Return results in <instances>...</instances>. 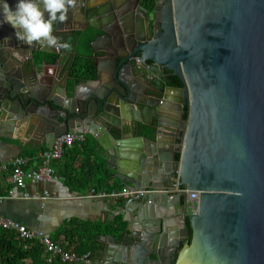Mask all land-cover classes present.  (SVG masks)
<instances>
[{
    "label": "water",
    "instance_id": "95a60500",
    "mask_svg": "<svg viewBox=\"0 0 264 264\" xmlns=\"http://www.w3.org/2000/svg\"><path fill=\"white\" fill-rule=\"evenodd\" d=\"M141 1L76 0L54 33L70 52L29 47L0 24V129L48 149L89 131L110 144L109 177L144 192L118 207L124 230L73 264H264V0H156L152 13ZM87 28L101 31L96 76L68 92L71 41Z\"/></svg>",
    "mask_w": 264,
    "mask_h": 264
},
{
    "label": "crops",
    "instance_id": "0c3cea01",
    "mask_svg": "<svg viewBox=\"0 0 264 264\" xmlns=\"http://www.w3.org/2000/svg\"><path fill=\"white\" fill-rule=\"evenodd\" d=\"M99 33L101 31L87 28L84 36L74 38L72 43L76 42L77 46L71 57L73 55L80 57L90 56L95 63L96 60L93 57L94 53L90 42L95 40L96 34ZM102 45L101 42L98 43V46L101 47ZM44 54L43 52H36L34 53V57L43 60ZM101 54L100 50L95 53V55ZM65 60L66 58H63L62 64ZM106 73V71H102V79H105ZM90 87L95 88L97 84H89L83 87L80 90V94H84ZM169 94L171 98L174 97L172 92H169ZM59 121L63 122L62 119H59ZM74 130V133L81 135L83 140H76L70 149L63 152L60 159L52 162L51 167L59 177L58 179L47 183L26 182V186L20 189L11 181L9 171L0 174V214L3 217L25 225L29 229L41 230L50 237L54 236L67 221L110 225L119 216L123 219V215L118 207L121 208L127 200L88 199L85 195L88 194L90 189H80L82 188V184L79 181L84 179V174H87L86 171L90 168L91 163H94L93 165L95 166L96 163L101 162L106 168L108 186L115 184L123 186L117 179L109 177L114 174L113 170L107 168V160L105 159L108 157L109 161L111 160L108 156L110 144L102 142L101 145H96V138L89 131L85 130L81 133L80 128ZM10 131L13 132L10 133ZM0 135V165L8 164L15 157L21 156L24 151L37 153L36 157L30 159L25 169L35 170L41 165L40 154L44 150H48L43 141L40 144H36L30 135L18 132L17 129L9 125L4 126V128L1 127ZM90 145L92 146L91 158H89L91 163L83 166L82 162H85L86 153ZM70 164H73L76 172L70 176L71 181L68 184L64 178L58 175V172L60 167L62 168V166L67 165L66 168H69ZM44 196L48 198L44 199ZM116 201L119 203L114 204ZM169 213H173L172 208L169 209ZM178 227L180 228L181 225L178 224ZM24 264L29 263L26 262Z\"/></svg>",
    "mask_w": 264,
    "mask_h": 264
},
{
    "label": "trees",
    "instance_id": "16d2710c",
    "mask_svg": "<svg viewBox=\"0 0 264 264\" xmlns=\"http://www.w3.org/2000/svg\"><path fill=\"white\" fill-rule=\"evenodd\" d=\"M156 0H142L141 5L148 12L152 13ZM72 42V41H71ZM72 51V50H71ZM48 63H54L57 59L55 54H44L43 56ZM96 76V68L94 61L90 56L80 57L73 55L70 59V64L67 72V91L71 92L74 87L80 83L92 81ZM168 86L180 87V81L175 77H170L167 82ZM188 118V108L184 107L183 119ZM47 150V149H46ZM44 150V151H46ZM43 151V152H44ZM92 146L90 145L86 153L85 162H82L83 166L91 163ZM36 152H25L20 157H29L33 159L36 157ZM179 158V155H176ZM87 162V163H86ZM94 164V163H93ZM91 163L90 168L84 174L80 189H94L96 191H111L120 189L121 185L115 184L108 186V175L103 163H96L94 166ZM59 168L58 175L66 180V183L70 184V176L75 174L76 168L73 164H70ZM94 167V169H93ZM74 171V173H72ZM183 188V187H182ZM181 202H184V197L181 198ZM126 223L122 217L119 216L110 225L93 224L90 222L81 221H67L57 231V233L51 237V239L63 247L67 252L75 253L78 256L85 254H91L93 249V241L96 240L99 234H113L118 235L124 230ZM63 237V238H60ZM189 236L188 241L190 242ZM46 264L44 248L36 242H24L13 231L4 230L0 228V264ZM54 264H57L55 262Z\"/></svg>",
    "mask_w": 264,
    "mask_h": 264
},
{
    "label": "built area",
    "instance_id": "2783aa9c",
    "mask_svg": "<svg viewBox=\"0 0 264 264\" xmlns=\"http://www.w3.org/2000/svg\"><path fill=\"white\" fill-rule=\"evenodd\" d=\"M137 65L145 72L149 71V64H144L139 58H136ZM82 141L81 135L76 133H69L58 136L54 142L52 148L42 152L40 154L41 165L37 169H25L28 166L30 158L28 157H15L8 164L0 165V174L2 172H10V179L17 188L23 189L26 186V182L31 183H47L59 177L55 174L51 167L52 162L61 158L63 152L70 149L74 142ZM177 182V180H175ZM175 192L184 195V188L175 185ZM144 192L136 191L132 188L124 186L117 190L111 191H96L90 189L88 194L85 195L88 199L104 200V199H123L128 200L138 194ZM47 199V196L43 197ZM0 228L4 230L13 231L24 242H36L44 248L45 262L46 264H72L76 261L83 260L88 261L90 255L85 254L78 256L75 253L67 252L58 243L54 242L50 236L41 230H32L27 228L16 221L5 218L0 214Z\"/></svg>",
    "mask_w": 264,
    "mask_h": 264
},
{
    "label": "clouds",
    "instance_id": "9594fccd",
    "mask_svg": "<svg viewBox=\"0 0 264 264\" xmlns=\"http://www.w3.org/2000/svg\"><path fill=\"white\" fill-rule=\"evenodd\" d=\"M75 6L76 0H17L14 7L7 0H0V24L10 25L16 39L29 47L41 45L70 52L72 44L61 41L54 33L56 25L65 23L69 10ZM15 55L23 58L19 50Z\"/></svg>",
    "mask_w": 264,
    "mask_h": 264
},
{
    "label": "flooded vegetation",
    "instance_id": "af4514ba",
    "mask_svg": "<svg viewBox=\"0 0 264 264\" xmlns=\"http://www.w3.org/2000/svg\"><path fill=\"white\" fill-rule=\"evenodd\" d=\"M145 74H146V76H151L152 77V74L150 73V72H145ZM166 74H169L168 72H166ZM170 78V76H168L167 78H166V85H167V82H168V79Z\"/></svg>",
    "mask_w": 264,
    "mask_h": 264
}]
</instances>
